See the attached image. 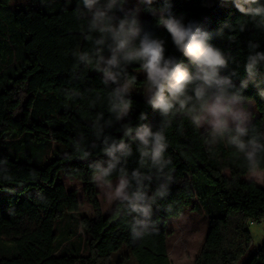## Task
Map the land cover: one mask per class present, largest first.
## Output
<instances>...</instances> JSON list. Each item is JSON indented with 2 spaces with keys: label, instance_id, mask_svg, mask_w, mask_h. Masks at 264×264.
I'll return each instance as SVG.
<instances>
[{
  "label": "trees",
  "instance_id": "16d2710c",
  "mask_svg": "<svg viewBox=\"0 0 264 264\" xmlns=\"http://www.w3.org/2000/svg\"><path fill=\"white\" fill-rule=\"evenodd\" d=\"M10 2L0 0V149L8 134L30 132L38 140L62 142L66 151L41 165L0 153V264H113V252L123 246L129 249L120 257L123 264L131 256L137 264H172L168 221L187 206L209 222L193 264H238L253 242L250 225L264 220V173L262 184L245 179L244 161L234 149L220 143L209 150L202 130L178 117L166 132L174 182L170 195L154 206L158 230L134 243L127 223L131 217L115 215V205L108 214L102 213L88 166L91 160L104 159L100 148L92 150L88 161L65 159V153L73 152L72 141L81 135L89 144L95 141L91 118L107 109L106 104L94 109L88 106L96 94L107 95L99 73L80 66L77 75L83 73V78H73L77 64L73 52L92 47L83 36L86 21L77 19L78 0H24L15 8ZM172 2L177 16L197 19L213 32L221 22H235L240 16L219 2L211 8L203 7V0ZM142 19L147 29L167 41L168 53L178 55L166 30L156 27L148 14ZM233 36L235 42L219 36L211 42L238 58L242 78L247 42L257 39L259 50L264 51V33L249 30ZM73 89L83 98L68 100L65 92ZM245 95L254 100L258 111L254 122L264 131V100L256 96L252 85ZM133 99L132 120L138 122L136 116L147 111L145 122L158 126L159 115L145 108L142 96L133 95ZM108 131L115 134V129ZM60 173L81 181L93 217L79 211L78 191L61 182ZM73 212L78 213L81 234L70 232L78 236L58 243L55 222ZM82 236L86 253L82 252ZM245 264H264V240Z\"/></svg>",
  "mask_w": 264,
  "mask_h": 264
},
{
  "label": "clouds",
  "instance_id": "9594fccd",
  "mask_svg": "<svg viewBox=\"0 0 264 264\" xmlns=\"http://www.w3.org/2000/svg\"><path fill=\"white\" fill-rule=\"evenodd\" d=\"M217 2L240 16L235 22H221L213 32L197 19L177 16L172 0H78L77 19L86 21L83 36L92 47L73 52V78H83V73L77 75L80 66L99 73L107 95L96 94L88 106L106 104L107 109L91 118L95 141L89 144L81 135L65 159L88 161L92 150L100 148L104 159L88 165L91 181L108 204L116 206L115 215L131 217L127 223L134 243L158 230L154 206L170 195L174 182L166 132L178 117L202 130L209 150L220 143L234 149L250 180L259 182L264 173V131L254 122L252 100L245 95L252 85L264 100V51L257 39L248 40L240 78L238 58L211 42L216 36L235 42L234 33L249 30L264 33V0H203L202 6L211 8ZM143 14L166 30L178 55L169 54L167 41L146 28ZM134 93L159 115L158 126L145 122L147 111L136 116L138 122L132 120ZM65 95L70 101L83 98L75 89Z\"/></svg>",
  "mask_w": 264,
  "mask_h": 264
},
{
  "label": "rangeland",
  "instance_id": "374dc122",
  "mask_svg": "<svg viewBox=\"0 0 264 264\" xmlns=\"http://www.w3.org/2000/svg\"><path fill=\"white\" fill-rule=\"evenodd\" d=\"M23 1L24 0H11L9 6L15 8L17 5L23 4ZM133 95L140 96L136 93ZM252 107L255 115H257L258 111L254 100H252ZM12 150H15V152H12ZM65 151L66 148L62 142L51 139L38 140L32 138L30 132L8 134L5 138L3 148L0 149V153L9 152L12 156H17L20 161L33 162L38 165L46 163L48 160L64 153ZM261 177V180L258 182L259 184H262L263 182V173H261ZM244 178L249 179L248 174L245 175ZM59 180L67 187L75 188L78 191L79 199L81 201L79 211L84 212L89 217H93L94 210L83 192L81 181L63 173H60ZM97 197L100 202L102 213L108 214L112 210L114 204H108L98 187ZM208 228L209 222L205 215L198 210H193L190 206L185 207L180 215L170 217L168 221L167 245L171 263L193 264ZM55 229L58 233V243L68 241L70 238L78 236L81 232L78 213L73 212L67 215L64 219H57L55 222ZM250 229L253 236L252 245L238 264H245L252 253L264 240V220L262 222L252 223ZM76 231L78 234L72 236L70 232ZM83 236L81 238V245L83 247L82 252L86 253L88 252V247H86V240ZM128 250V247L123 246L119 250L113 252L111 257L113 264H123L119 262L120 257L123 253H127ZM125 264H137V262L134 257L131 256L126 258Z\"/></svg>",
  "mask_w": 264,
  "mask_h": 264
}]
</instances>
